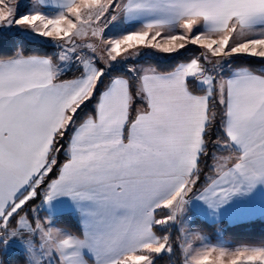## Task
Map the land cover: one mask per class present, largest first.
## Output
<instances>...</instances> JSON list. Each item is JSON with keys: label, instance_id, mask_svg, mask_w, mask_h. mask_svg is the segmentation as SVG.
<instances>
[{"label": "snow or ice", "instance_id": "1", "mask_svg": "<svg viewBox=\"0 0 264 264\" xmlns=\"http://www.w3.org/2000/svg\"><path fill=\"white\" fill-rule=\"evenodd\" d=\"M257 219L264 0H0V264H264Z\"/></svg>", "mask_w": 264, "mask_h": 264}, {"label": "trees", "instance_id": "2", "mask_svg": "<svg viewBox=\"0 0 264 264\" xmlns=\"http://www.w3.org/2000/svg\"><path fill=\"white\" fill-rule=\"evenodd\" d=\"M19 36V33H16ZM43 47V45H41ZM5 50H7V46H5ZM50 50V49H45ZM226 229L225 239L229 240L230 242L236 241H245L250 243L259 244L264 241V221H260L257 219L254 225L246 226V227H236L233 226L228 228L226 223L221 225ZM207 231L212 235V240L215 242V226L208 227ZM162 264H167V261L162 262Z\"/></svg>", "mask_w": 264, "mask_h": 264}, {"label": "rangeland", "instance_id": "3", "mask_svg": "<svg viewBox=\"0 0 264 264\" xmlns=\"http://www.w3.org/2000/svg\"><path fill=\"white\" fill-rule=\"evenodd\" d=\"M22 2H25V3H26V2H27V0H22ZM16 33H18V32H16Z\"/></svg>", "mask_w": 264, "mask_h": 264}, {"label": "crops", "instance_id": "4", "mask_svg": "<svg viewBox=\"0 0 264 264\" xmlns=\"http://www.w3.org/2000/svg\"><path fill=\"white\" fill-rule=\"evenodd\" d=\"M226 223V222H225Z\"/></svg>", "mask_w": 264, "mask_h": 264}]
</instances>
